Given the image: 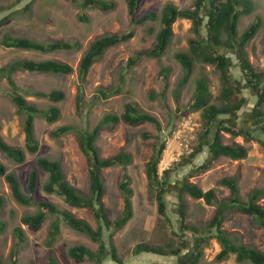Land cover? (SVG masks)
Returning <instances> with one entry per match:
<instances>
[{"label":"rangeland","instance_id":"rangeland-1","mask_svg":"<svg viewBox=\"0 0 264 264\" xmlns=\"http://www.w3.org/2000/svg\"><path fill=\"white\" fill-rule=\"evenodd\" d=\"M113 1L115 7L112 10L102 11L94 7L80 8L78 4L69 0H0V19L9 15L6 20L0 22V39L3 34L7 33L11 36L27 37L44 43L66 41L78 44V47L72 49L40 52L5 47L0 43V67L17 59H54L68 63L72 67V72L68 74L29 72L21 69H17L11 74L19 92L25 99L36 104L39 108H46L52 104L57 105L60 109V117L53 123H47L44 119L36 117L34 131L39 141L37 152L28 153L25 151V160L22 163H16L0 150V162L7 171H11L17 176L22 189L25 190L28 172L31 168L36 167L37 156L57 159L67 180L78 191L88 194L89 165L87 157L78 146L75 133L70 131L59 137H53L50 132L64 124L91 129L104 114H120L125 103L135 104L141 111L155 116L160 122L161 130H157L151 122L131 125L123 121L112 126H103L100 129L95 141L100 157L112 156L121 151H126L131 155L128 164L115 165L101 170L104 183L102 201L109 218L114 220L123 208L122 192L118 185L123 174L126 173L130 178V187L133 191L131 198L133 215L113 235V244L122 260L121 264L173 263L177 259L176 256H158L152 253L134 254L132 249L138 242L164 246L167 241H171L173 246H177L181 240H185L186 247L182 250V256H188L187 254L194 246L196 236L191 232H182L178 228L177 194L180 191V184L189 170L203 163L208 154L204 148L194 157L192 163L176 167L183 157L189 155L184 153L179 160L172 162L166 169L170 170L165 197L167 215L171 219V223L159 218L157 214L154 194L147 184L145 164L159 140L165 139V145H167L168 140L173 138L175 131L181 127L185 120H189L193 124L190 133L192 139L189 140V143L194 149L198 133L202 130V119L199 112L188 106L192 102L195 82L201 76L206 77L212 95H217L221 87L220 75L214 66L197 62L188 82L175 94L174 91L177 81L181 77L182 68L173 54L179 50H186L188 38L195 37V33L191 29V21L186 18H178L173 23L174 34L160 58L142 56L132 66H127L129 57L136 51L151 47L155 40L154 35L160 28L158 19L145 20L133 25L134 34L128 41L107 48L91 65L82 84L84 107L80 112L77 111L76 97L80 83L78 63L82 54L97 37L108 33L123 32L132 26L126 0ZM168 1L173 2L179 8H190L194 2V0H143L136 17L149 11H155L159 15L161 7ZM253 2V11L239 17L237 32L240 34L255 19L260 20V27L255 36L246 44L245 52L253 67L261 71L264 70V0H253ZM25 5L28 7H23ZM82 14L88 18L82 20L80 18ZM201 24H204V21ZM202 31L204 32V29ZM219 50L228 57L232 76L241 88L240 95L246 99L234 116L226 115L224 117L231 125L245 126L260 137L257 134L259 122L251 116V110L260 88L250 87L242 77L235 50L221 47ZM162 66L170 67L168 85L163 95L160 94L164 87L163 80L159 75ZM99 87L106 90L118 89V92L93 102V96L98 93ZM8 88L9 84L6 78L0 77V135L7 144L24 148L25 134L22 128V117L16 112V107L8 95ZM52 89L62 90L64 99L53 103L47 98L32 93L33 91L48 92ZM151 92L155 94L152 98ZM262 109L264 110V103ZM183 134L181 132V135ZM181 139L182 136L171 141L177 147ZM222 142L245 146L247 155L245 158L235 160L227 156H219L212 161L207 169L194 172L188 177V181L195 183L203 191L211 188L214 190L215 198L211 204H206L203 199H194L187 193L183 194L186 201L187 221L198 226L202 231L213 216L216 204L229 196V189L218 184L219 179L235 175L239 196L243 200H246L248 193L253 188L264 187V146L257 140L245 141L242 136L233 137L228 132H222ZM164 150L161 158L164 155ZM37 170L38 185L35 191L37 199L48 200L58 208L68 210L76 217L85 219L92 228H96L97 220L92 211L87 208L70 206L62 197L44 192L41 186L47 178V173L40 169ZM161 177L164 178L163 173ZM0 195L4 199L0 208V220L5 223L4 230L0 232L1 264H10V252L15 242L13 228L16 226L22 228L25 236V241L17 255V264H46L49 247L45 245L44 241L49 224L55 216L48 213L38 228L31 229L21 221V217L34 212L36 207L16 202L2 176H0ZM257 202L264 207V197L258 198ZM221 227L236 236L241 243L250 244L264 252V228L250 215L230 208L225 212ZM107 234V231H104L105 240ZM75 244H83L92 250L97 248V243L88 236L76 232L60 220V233L51 247L57 263L93 264V261L87 259L79 263L74 262L67 255V248ZM219 250L220 246L216 239L210 238L203 247L200 263L249 264L236 262L233 254L218 261L215 259V255ZM101 264L117 263L110 258H105Z\"/></svg>","mask_w":264,"mask_h":264},{"label":"trees","instance_id":"trees-1","mask_svg":"<svg viewBox=\"0 0 264 264\" xmlns=\"http://www.w3.org/2000/svg\"><path fill=\"white\" fill-rule=\"evenodd\" d=\"M78 4L80 8L94 7L102 11L112 10L115 7L113 0H69ZM143 0H126L127 12L130 16V26L126 31L115 32L101 35L94 39L88 48L82 54L78 63V95L76 97V109L84 107L82 97V84L91 65L111 46L128 41L134 34L133 25L142 23L145 20L159 21L160 28L154 35V42L150 48L136 51L127 61V66H132L142 56L160 58L165 52L170 40L174 34L172 25L178 18H186L191 21V29L195 37L187 40V49L174 52L175 60L182 68V74L177 81L175 94L177 90L184 86L193 71L195 63L200 62L214 66L220 75L221 87L217 95H212L208 79L204 76L199 77L195 82L192 102L189 108L198 111L202 119V130L198 133L197 141L193 152L176 164V167L192 163L194 157L206 148L207 157L203 163L191 168L187 176L180 184V191L177 194V222L178 228L182 232H191L194 236V246L191 248L187 257L182 256V250L186 247L185 240H181L179 245L173 246L171 241H167L164 246L152 245L147 242H138L134 245L132 252L134 254L152 253L158 256H176L173 263L164 264H201L200 259L204 245L210 238H215L220 246V250L215 255V259L220 261L226 259L230 254L238 263L264 264V252L250 244H244L231 233H228L221 226L225 218V212L234 208L238 211L250 215L260 226L264 228V207L257 202L258 198L264 197V187L253 188L247 195L246 200L239 196L237 177L225 176L219 179L218 184L226 186L229 189V196L223 198L216 204L213 216L202 231L198 226L187 221L186 201L183 194H188L194 199H203L206 204L214 201V190L203 191L195 183L188 181L194 172L207 169L213 160L219 156H227L231 159H242L247 155V148L241 144H225L222 142V132H228L231 136H242L245 141L257 140L264 146V70L258 71L250 63L246 52V44L255 36L260 27V20L257 18L252 21L240 34L237 32L239 17L249 14L254 9L253 0H194L192 7L179 8L173 2L168 1L161 7L159 15L155 11H149L136 17L137 11ZM25 8L28 5L23 6ZM9 15L0 19V22L6 20ZM82 20L88 17L85 14L80 15ZM204 21V24L201 22ZM204 29V32L202 31ZM0 43L5 47H14L21 49H30L40 52H47L55 49H72L78 47L77 43L66 41H52L49 43L40 42L27 37L11 36L7 33L2 35ZM233 49L237 52L238 66L242 77L250 87L260 88L255 104L251 110V116L258 122L257 134L252 129L245 126L231 125L226 115H235L243 106L246 99L241 96V88L235 81L230 71L228 57L223 54L219 48ZM27 70L29 72L68 74L72 72V67L65 62L54 59L32 60L17 59L0 67V77H5L8 84V95L16 107V112L22 117V128L25 134L24 148L11 146L7 144L0 135V150L16 163H22L25 160V151L35 153L39 148V141L34 131V119L40 117L47 123H53L60 117V109L52 104L46 108H39L36 104L29 102L19 92V88L13 81L11 74L17 70ZM169 66H162L159 75L163 80V90L168 85ZM97 94L93 96V102L101 98H106L112 93H117L118 89H109L99 87ZM34 95L47 98L56 103L64 99V92L60 89H52L48 92L33 91ZM151 92V98L154 97ZM240 95V96H237ZM92 103V102H91ZM175 117L177 114L175 113ZM174 118V117H173ZM120 121L127 124H138L141 122L153 123L157 130H161L160 122L152 114L141 111L135 104L127 102L124 104L123 111L120 114L106 113L91 128L76 126L73 124H64L54 128L50 134L53 137H59L67 132H74L80 150L87 157L89 165V192L83 194L71 184L57 159H50L45 156H37L35 159L36 167L31 168L27 175L25 190L22 189L17 176L7 171L6 167L0 162V176L7 182L12 198L19 204L34 206L36 210L32 213L22 215L21 221L27 224L31 229L38 228L48 213L53 214L55 218L50 222L45 238V245L49 247V254L46 264H58L52 250L53 243L57 240L60 233V220L76 232L83 233L93 242L97 243V248L92 250L83 244H75L67 248V255L74 262H82L87 259L93 261V264H101L105 258H110L113 262L121 264L117 249L113 244L114 233L124 226L133 215L132 195L130 187V178L124 173L119 182V189L122 192L123 208L121 213L114 219L109 218L108 212L104 207L102 197L104 194V183L101 176L103 168L126 165L131 160V155L126 151H121L108 157H100L98 148L95 144L100 129L103 126H112ZM172 121V120H171ZM230 124V125H229ZM143 135H146L143 133ZM165 148V139L159 140L153 149V153L145 164V174L147 184L154 194L156 202V211L159 218L171 223L167 215V201L165 193L168 184V175L170 170L163 172L164 178H160L157 172V164ZM47 173V178L41 188L46 193H51L62 197L70 206L77 208H87L92 211L97 220L96 228L83 218L76 217L72 212L57 207L48 200H39L35 196L38 185V170ZM4 202L0 195V208ZM5 223L0 220V232L4 230ZM104 231H107V238L104 239ZM15 242L10 252V264H17V255L22 243L25 241L24 232L21 227L13 228ZM1 264V259H0ZM147 264H163L153 262Z\"/></svg>","mask_w":264,"mask_h":264},{"label":"built area","instance_id":"built-area-1","mask_svg":"<svg viewBox=\"0 0 264 264\" xmlns=\"http://www.w3.org/2000/svg\"><path fill=\"white\" fill-rule=\"evenodd\" d=\"M193 129V124L189 122V120H185L184 123L181 124V127L175 131V134L172 139H176L182 136V139L179 140L178 146L175 147L172 143V139L168 140L166 149L164 150V155L160 158L157 164V172L159 177L162 179V173L169 168L172 162L179 160L182 154H190L193 152V147L190 146L189 140L192 139L190 135ZM181 132L184 134L181 135ZM191 136V137H190ZM166 152V153H165Z\"/></svg>","mask_w":264,"mask_h":264}]
</instances>
